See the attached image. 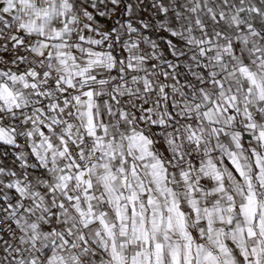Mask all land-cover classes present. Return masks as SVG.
I'll use <instances>...</instances> for the list:
<instances>
[{"label":"snow or ice","instance_id":"6c2138e0","mask_svg":"<svg viewBox=\"0 0 264 264\" xmlns=\"http://www.w3.org/2000/svg\"><path fill=\"white\" fill-rule=\"evenodd\" d=\"M0 264H264V0H0Z\"/></svg>","mask_w":264,"mask_h":264}]
</instances>
